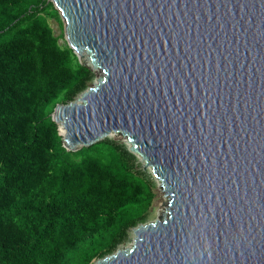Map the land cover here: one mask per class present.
I'll use <instances>...</instances> for the list:
<instances>
[{
  "label": "water",
  "instance_id": "obj_1",
  "mask_svg": "<svg viewBox=\"0 0 264 264\" xmlns=\"http://www.w3.org/2000/svg\"><path fill=\"white\" fill-rule=\"evenodd\" d=\"M48 1L101 73L54 107L63 148L122 137L165 197L95 264H264V0Z\"/></svg>",
  "mask_w": 264,
  "mask_h": 264
},
{
  "label": "trees",
  "instance_id": "obj_2",
  "mask_svg": "<svg viewBox=\"0 0 264 264\" xmlns=\"http://www.w3.org/2000/svg\"><path fill=\"white\" fill-rule=\"evenodd\" d=\"M47 0H0V264H91L145 221L149 182L124 146L66 151L51 120L94 76Z\"/></svg>",
  "mask_w": 264,
  "mask_h": 264
},
{
  "label": "rangeland",
  "instance_id": "obj_3",
  "mask_svg": "<svg viewBox=\"0 0 264 264\" xmlns=\"http://www.w3.org/2000/svg\"><path fill=\"white\" fill-rule=\"evenodd\" d=\"M48 2H50V1H48ZM49 23L53 26V28H54L53 31L58 33V34L62 33L63 38H64L63 25H62L60 17L59 18L50 17ZM79 62L82 65L87 66L92 70L94 79L89 84V88L93 87L97 78L101 76V73L98 70H94L91 67V64L87 58V55L83 54V56L79 59ZM58 132H59V134L61 133L59 128H58ZM104 139L110 140L112 142H115L118 145L124 146L129 151V145L126 142V140L123 139L122 137H116L114 135H109V136L105 137ZM131 154L134 156V162H135V165L137 166V167H135L136 170H138V171L141 170L143 177L149 182V184L151 186L152 193H153V199H152L151 205H150L149 210L147 212L145 221L142 224L154 222L165 211V206L163 205V203L165 202L164 194L162 193V190L160 188V183L155 179L150 168L144 167V164L138 155H136L134 153H131ZM131 232H132V230H130L128 233L127 241L124 244H122L120 247H129L132 245L133 234ZM96 261L97 260H94L91 264H95Z\"/></svg>",
  "mask_w": 264,
  "mask_h": 264
},
{
  "label": "bare ground",
  "instance_id": "obj_4",
  "mask_svg": "<svg viewBox=\"0 0 264 264\" xmlns=\"http://www.w3.org/2000/svg\"><path fill=\"white\" fill-rule=\"evenodd\" d=\"M58 128H59L60 132L62 133V134L60 133L61 136H64V129H63L62 125L58 124Z\"/></svg>",
  "mask_w": 264,
  "mask_h": 264
}]
</instances>
